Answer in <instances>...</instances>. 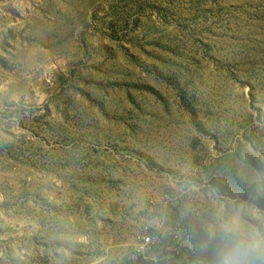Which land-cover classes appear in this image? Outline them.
I'll list each match as a JSON object with an SVG mask.
<instances>
[{
    "label": "rangeland",
    "instance_id": "obj_1",
    "mask_svg": "<svg viewBox=\"0 0 264 264\" xmlns=\"http://www.w3.org/2000/svg\"><path fill=\"white\" fill-rule=\"evenodd\" d=\"M233 221L264 234V0H0V264H218Z\"/></svg>",
    "mask_w": 264,
    "mask_h": 264
},
{
    "label": "clouds",
    "instance_id": "obj_2",
    "mask_svg": "<svg viewBox=\"0 0 264 264\" xmlns=\"http://www.w3.org/2000/svg\"><path fill=\"white\" fill-rule=\"evenodd\" d=\"M222 239L218 264H253L255 259L264 258V234L245 232L238 221L224 227Z\"/></svg>",
    "mask_w": 264,
    "mask_h": 264
},
{
    "label": "built area",
    "instance_id": "obj_3",
    "mask_svg": "<svg viewBox=\"0 0 264 264\" xmlns=\"http://www.w3.org/2000/svg\"><path fill=\"white\" fill-rule=\"evenodd\" d=\"M154 244V239L151 235H146L141 238V241L137 244L138 251L143 252L147 247Z\"/></svg>",
    "mask_w": 264,
    "mask_h": 264
}]
</instances>
